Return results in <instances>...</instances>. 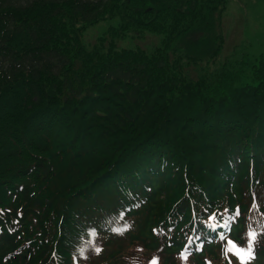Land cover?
I'll return each instance as SVG.
<instances>
[{"label":"trees","instance_id":"1","mask_svg":"<svg viewBox=\"0 0 264 264\" xmlns=\"http://www.w3.org/2000/svg\"><path fill=\"white\" fill-rule=\"evenodd\" d=\"M227 4L0 0V264H123L153 228L167 253L210 255L218 235L264 231L246 227L264 216V64L184 50L194 33L220 45ZM131 32L160 40L120 47Z\"/></svg>","mask_w":264,"mask_h":264},{"label":"rangeland","instance_id":"2","mask_svg":"<svg viewBox=\"0 0 264 264\" xmlns=\"http://www.w3.org/2000/svg\"><path fill=\"white\" fill-rule=\"evenodd\" d=\"M227 9L223 13L219 31H221V43L213 45L214 34L194 33L184 43V50L195 57L202 58L205 55L214 53L216 56L214 68L220 69L234 66L237 70L242 61H246L245 68L251 65L257 67L264 64V0H227ZM117 21L111 24H116ZM109 25L104 23L89 28L83 34V41L87 47L92 46L95 39L107 29ZM135 35H139L136 37ZM213 35V36H212ZM160 38L148 32H131L122 40L120 47L126 49L140 48L149 51L159 42ZM228 64V65H227ZM170 231V229H169ZM157 229L155 233H158ZM158 249L152 250L153 243H134L122 253L121 261L131 262L130 264H195L190 256H168L164 247V241L158 238ZM248 240L243 243L247 245ZM264 236H259L253 244V250L258 251L262 247ZM125 246V244H124ZM231 247L229 242L222 243L213 257L207 256L202 262L208 264H242L235 250L228 251ZM237 247L245 248L238 244ZM256 254V253H255ZM249 261H245L246 264ZM125 264V262L123 263Z\"/></svg>","mask_w":264,"mask_h":264},{"label":"snow or ice","instance_id":"3","mask_svg":"<svg viewBox=\"0 0 264 264\" xmlns=\"http://www.w3.org/2000/svg\"><path fill=\"white\" fill-rule=\"evenodd\" d=\"M255 237H256L255 232H249V240L247 242V248H239L233 242L229 241V244L231 245V247L228 249V251L235 250V254L239 257L242 264H244L245 261H250L252 259H255V253L253 250V244H254ZM96 251L99 252L100 249L97 248ZM153 264H157L155 259L153 260Z\"/></svg>","mask_w":264,"mask_h":264}]
</instances>
